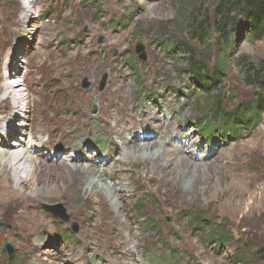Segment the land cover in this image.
<instances>
[{"label":"rangeland","instance_id":"obj_1","mask_svg":"<svg viewBox=\"0 0 264 264\" xmlns=\"http://www.w3.org/2000/svg\"><path fill=\"white\" fill-rule=\"evenodd\" d=\"M17 1L28 6L29 0ZM216 4L215 0H37L29 9V16L21 22L18 4L14 0H0L1 77L15 70V61L16 80L24 81L39 98L54 93L58 109L69 105L67 92L92 89L109 93L116 83L122 82L127 95L124 106L137 119V133L153 137L152 126L167 129L171 133V148L178 146L180 154L194 163L192 169L198 170L193 173V176L197 174L193 180L180 183L181 204H165V199L172 202L173 188H165L162 193L136 192L128 214L134 220L136 233L143 238L144 247L135 255L141 264H264L253 257L264 241V111L255 117L256 123L251 128L250 123L239 126V138L215 130L207 141L198 128L200 121L219 107L216 100L226 111H233L255 98L257 91L245 82L238 62L243 59L264 65V39L251 41L239 24V37L233 35L235 44L225 55L221 85L210 95L189 78L187 56L179 51L191 50L209 69L221 60L210 27ZM37 14L40 17L33 18ZM205 20L209 35L200 40L194 36L192 27ZM54 26L71 30L55 34L47 31ZM80 40L91 44L96 52L89 56L91 59L62 71L70 73V78H63V84L55 88L48 86L46 79H36L51 72L40 64L43 51L51 52L52 58H63L69 52L68 47L79 45ZM138 42L144 46L145 60L135 53ZM174 42L180 49L172 50L170 46ZM96 101H90L86 109L90 132L77 128L72 133L77 140L75 150L61 151L64 145L54 140V144H59L56 162L65 161V156L74 153L99 155L101 161L112 160L114 143L100 132L109 100L105 98L101 108ZM2 107L0 120L11 113V108ZM109 125H114L113 121ZM80 145L87 151L75 152ZM28 146L26 140L24 147ZM95 167L101 169L100 164ZM110 172L107 170V174ZM37 210L46 218L50 229L42 235L43 247L31 258L25 252V240L14 236L19 222L13 210L10 206L0 208V264L105 262L100 254L82 257L84 252L94 249L91 243L84 245L90 223L88 212L72 216L62 202L38 205ZM139 210L153 224L152 229L143 223ZM198 220H205L207 225H198ZM209 224L227 232L230 241L214 244L209 236ZM6 242L13 247L11 257L5 251ZM237 252L244 256L240 262L234 257ZM59 254L62 258L54 259ZM69 256L77 262L70 261Z\"/></svg>","mask_w":264,"mask_h":264},{"label":"bare ground","instance_id":"obj_2","mask_svg":"<svg viewBox=\"0 0 264 264\" xmlns=\"http://www.w3.org/2000/svg\"><path fill=\"white\" fill-rule=\"evenodd\" d=\"M14 1L18 4L22 22L37 0H29L28 6ZM70 30V27L63 29L59 26L47 29L51 34ZM79 42L77 46L70 45L63 58H52L51 52L43 51L40 64L50 68L51 72L36 79H46L48 86L54 88L63 84V78L70 74L62 72L65 68L73 69L96 52L91 44L84 40ZM46 44L45 47L50 43ZM13 67L17 70L15 61ZM15 70L0 76V109L2 105L11 108L10 115L0 120V208L10 206L13 210L19 222L16 232L13 231L14 236L25 240L26 254L34 257L35 252L43 247L40 244L42 235L50 229L46 218L37 210L38 205L62 202L72 216L89 213L90 223L84 245L91 243L94 249L87 254L84 252L82 257L100 254L105 258L103 264H141L135 255L144 247L143 238L136 233L134 220L128 214L130 202L137 191L162 193L165 188H173L174 200L165 199V204H181L183 193L180 183L197 176H193L198 172L196 168L192 169L194 163L180 154L178 146L171 148V133L167 129L152 126L155 129L153 137L145 135L146 132L145 136L137 133V119L124 106L127 95L122 82L116 83L109 93H97L92 89L67 92L69 105L58 109L54 93L50 97L44 94L39 98L26 87L24 81L16 80ZM105 98L109 104L102 116L100 132L114 143L112 160L104 158L101 161L99 155L74 153L65 156V161L56 162L59 144H54V140L64 145L61 151L75 150L73 147L77 140L72 136L74 130L81 128L90 132L87 104L97 99L101 108ZM110 121L114 125H109ZM43 137L46 138L41 139ZM166 138L169 140L166 141ZM11 139L12 142L9 141ZM26 140L29 142L27 148L24 147ZM78 150L87 151L81 145L75 152ZM129 155L131 158H128ZM97 164L102 170L95 167ZM109 169L112 172L107 174ZM61 258L62 254H59L54 259ZM70 261L77 262L73 256Z\"/></svg>","mask_w":264,"mask_h":264},{"label":"trees","instance_id":"obj_3","mask_svg":"<svg viewBox=\"0 0 264 264\" xmlns=\"http://www.w3.org/2000/svg\"><path fill=\"white\" fill-rule=\"evenodd\" d=\"M217 2L213 10V22L211 32L215 36L217 44V51L221 60L217 61L216 66L209 69L200 60L194 57L193 52L188 49H180L176 42L171 44L172 50L183 51L187 56L186 68L189 78L193 81L194 85L206 95H210L221 85V78L224 75L225 55L230 52V49L235 44L236 40L232 37H239L240 31L238 30L241 23L245 36L251 41H260L264 39V0H215ZM193 34L196 38L202 40L207 39L209 29L206 25V20L199 22L192 27ZM241 67L243 78L245 82L256 89L255 98L245 104H241L239 108L233 111H226L222 108L220 101L218 108L211 111V114L203 118L199 125L201 135L211 140L214 131L222 130L225 135H236L239 138L241 128L239 126L250 123V128L255 125L256 118L259 113L264 111V65L253 64L247 60L241 59L238 62ZM217 126V128H216ZM141 212V219L143 223L152 229L153 224L149 222L147 217ZM197 224L207 225L206 221L198 220ZM210 228L209 236L216 245H222L229 242L228 234L219 230V226L214 224L208 225ZM235 259L240 262L244 259L241 252L234 255ZM253 257L256 260L264 261V241L254 251Z\"/></svg>","mask_w":264,"mask_h":264},{"label":"water","instance_id":"obj_4","mask_svg":"<svg viewBox=\"0 0 264 264\" xmlns=\"http://www.w3.org/2000/svg\"><path fill=\"white\" fill-rule=\"evenodd\" d=\"M135 53L139 55L140 60H145L146 59L145 49H144V46L141 44V42H138L136 44V46H135ZM85 85L86 84H84V86ZM51 210L54 213V211H53L52 208H51ZM76 231L77 230L75 229L74 232H76ZM5 251H6L7 255H8V257H11V255L13 254V247L8 242L5 243Z\"/></svg>","mask_w":264,"mask_h":264}]
</instances>
